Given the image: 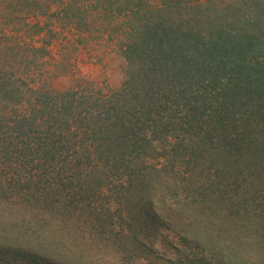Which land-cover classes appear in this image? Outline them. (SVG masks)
Masks as SVG:
<instances>
[{
	"label": "trees",
	"instance_id": "1",
	"mask_svg": "<svg viewBox=\"0 0 264 264\" xmlns=\"http://www.w3.org/2000/svg\"><path fill=\"white\" fill-rule=\"evenodd\" d=\"M52 20L120 87L55 89L20 36ZM165 231L170 264H264V0H0V264H164Z\"/></svg>",
	"mask_w": 264,
	"mask_h": 264
},
{
	"label": "rangeland",
	"instance_id": "2",
	"mask_svg": "<svg viewBox=\"0 0 264 264\" xmlns=\"http://www.w3.org/2000/svg\"><path fill=\"white\" fill-rule=\"evenodd\" d=\"M153 6L159 5V0H149ZM29 21L46 23L47 19L38 17ZM55 37H50L46 31L42 36L30 38L22 33L21 40L35 47H44L48 55L45 72L52 74L53 87L59 91L76 87L82 81H91L104 89H117L122 84L125 67L124 61L115 43L107 40L93 41L70 26H62L55 21H48ZM108 39V38H107ZM56 73L60 75L57 76ZM51 77V76H50ZM168 236L169 240H163ZM160 242V253L165 263L181 259L187 250L174 234L166 232ZM170 242L168 249L162 242ZM164 262V261H163Z\"/></svg>",
	"mask_w": 264,
	"mask_h": 264
}]
</instances>
